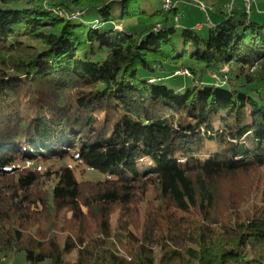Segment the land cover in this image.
I'll return each instance as SVG.
<instances>
[{
    "label": "trees",
    "instance_id": "1",
    "mask_svg": "<svg viewBox=\"0 0 264 264\" xmlns=\"http://www.w3.org/2000/svg\"><path fill=\"white\" fill-rule=\"evenodd\" d=\"M180 2L0 0V256L264 264V23Z\"/></svg>",
    "mask_w": 264,
    "mask_h": 264
},
{
    "label": "rangeland",
    "instance_id": "2",
    "mask_svg": "<svg viewBox=\"0 0 264 264\" xmlns=\"http://www.w3.org/2000/svg\"><path fill=\"white\" fill-rule=\"evenodd\" d=\"M156 8L162 7L161 0H150ZM178 1V0H177ZM247 0H192L191 3H179V23L180 27L196 28L198 24H203V29L198 30L201 37L207 38L211 26L218 24L223 20V13L229 9L240 12H249L252 21L264 23V0H249L251 2V10L246 6ZM199 4H204L206 11H204ZM199 5V6H198ZM133 22H130V25ZM128 23L118 24V28H124ZM178 82L186 80L185 77L177 78ZM262 93L264 94V85L262 86ZM31 164V163H30ZM62 165H68L74 169L75 175L79 181H104L106 176L100 172L93 171L78 164L74 161L63 162H49L42 163L39 168L44 171L48 166L59 168ZM28 166H31L28 164ZM33 166V165H32ZM35 166V165H34ZM33 166V167H34ZM0 264H29L26 260L25 252L18 254H8L0 256ZM46 264V263H45Z\"/></svg>",
    "mask_w": 264,
    "mask_h": 264
},
{
    "label": "built area",
    "instance_id": "3",
    "mask_svg": "<svg viewBox=\"0 0 264 264\" xmlns=\"http://www.w3.org/2000/svg\"><path fill=\"white\" fill-rule=\"evenodd\" d=\"M162 6H163V8L166 10V11H169L173 6H174V0H162ZM200 5V7L204 10V11H206V7H205V5L204 4H199ZM246 6H247V9H250L251 8V2L249 1V0H247L246 1ZM157 27H159V26H157ZM203 24H199L197 27H196V29L197 30H201V29H203ZM176 75H181V76H188L189 75V72L186 70V69H184V70H182V71H180V72H177L176 73ZM213 77H215L216 78V76H213Z\"/></svg>",
    "mask_w": 264,
    "mask_h": 264
}]
</instances>
